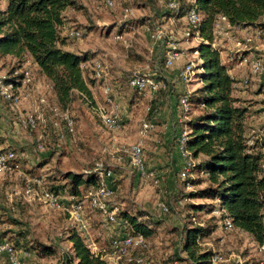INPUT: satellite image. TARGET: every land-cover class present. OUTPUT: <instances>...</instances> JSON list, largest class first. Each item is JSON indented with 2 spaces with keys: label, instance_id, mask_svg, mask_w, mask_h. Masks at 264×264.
<instances>
[{
  "label": "rangeland",
  "instance_id": "1",
  "mask_svg": "<svg viewBox=\"0 0 264 264\" xmlns=\"http://www.w3.org/2000/svg\"><path fill=\"white\" fill-rule=\"evenodd\" d=\"M77 1L80 7L66 12L67 23L63 35L69 36L67 43L72 49L79 52L89 51L95 58L103 59L109 75L103 80L94 79L93 102L77 98L72 103L70 114L75 121L74 133H68L64 118L51 111V106L61 110L63 108L52 92L51 82L39 74L31 58L28 57L22 69L31 70L33 79L29 86L17 91L23 97L21 102L12 104L0 93V149L16 152V159L12 162L14 165L0 169V238L15 244L23 264L58 263L59 256L70 249L68 230L78 225L67 211L49 206L45 193L53 185L52 176L59 170L83 171L91 169L97 162H102L104 167L113 169V176L109 180L114 188L111 206H118L121 211L124 208L131 210L133 206L148 214L150 221L156 225L154 234L146 239V247L131 250L126 257H142L152 264H189L183 259L184 253L181 251L180 227L190 219L185 210L186 204L204 201L197 198L179 201V198L205 186V183L191 186L187 181L178 179L176 170L170 169V176L162 174L153 165V160L157 147L164 146L162 139L157 142V138L161 136L157 128L161 124L160 118L170 115L167 104L170 94L163 85L167 86L171 78L176 76V67H181L187 60H195L198 55L192 49L195 45L192 48L187 46L190 43L197 44L198 41L186 37L185 32L190 26L167 9L165 0H113V7L107 6L104 0ZM178 2L182 4L181 0ZM6 4L7 0H0L2 8ZM125 7L134 8V15L129 19L124 17ZM139 19H143L144 24L134 25L133 22ZM129 21L132 24H127ZM124 23V28L131 29L124 32L123 41H116L114 36ZM155 28L162 32L159 39L150 36L149 31ZM74 30H79L81 34L74 36ZM244 37L239 29L223 25L221 33H217L214 38L215 45L221 50V59L226 61L238 54L239 47L235 41L244 43ZM173 47L183 55L172 67L166 68L165 56ZM242 53L262 60L264 65V35L258 38L253 36ZM233 59L228 63L234 62ZM17 64L12 56L0 60V78L10 76L12 68ZM90 65L91 61L87 65L89 70ZM235 68L237 82L241 83L245 75L249 77L246 87L241 89L244 95L239 101L250 107L246 116V132L249 137L256 136L264 120V89L258 91L260 84L264 82V67L258 75L251 74L248 65ZM142 73L155 74L162 85L160 89L156 92H138L124 79L125 76ZM196 83L192 80V86L185 88L184 93L192 94L200 86ZM120 85L121 89L118 88ZM106 86L110 87L115 104L118 105L120 129L108 127L103 118V115L113 110L106 101ZM41 98L46 100L48 106L40 102ZM148 107L152 108L151 114ZM196 112L194 108L190 117L197 114ZM30 116L36 120L35 126L29 124ZM145 118L152 120L156 130L149 131L143 138V167L145 171L153 172L158 179L157 183L152 177L140 174L126 153L117 151V148L129 147L138 140L141 120ZM254 140L258 144L262 143L264 132ZM32 170H35L36 177L30 175ZM60 190V197L65 205L72 203L73 199L67 191ZM160 204L167 205L168 211H162ZM211 217L216 225L209 237L202 240L203 247L220 255L224 262L264 261V249L259 250L258 244L247 233L235 228L225 231L213 213H199L195 220L205 224ZM86 219L92 239L105 249L118 236L115 233L125 231L124 222L117 224L106 220L105 215L89 202L86 203ZM119 219L124 221L120 214ZM20 231L24 237L18 235ZM105 231L111 235L107 236ZM33 240L55 246L59 253L55 256H40L26 249L24 244ZM0 264L8 263L3 259ZM120 264L128 263L122 260Z\"/></svg>",
  "mask_w": 264,
  "mask_h": 264
},
{
  "label": "trees",
  "instance_id": "2",
  "mask_svg": "<svg viewBox=\"0 0 264 264\" xmlns=\"http://www.w3.org/2000/svg\"><path fill=\"white\" fill-rule=\"evenodd\" d=\"M194 1L201 21L197 27H190L189 31L191 37L196 34L199 37L193 49L201 60L197 64L199 72L196 78L201 80V85L188 94L190 107L184 115L185 127L182 130L186 131L185 149L194 164L191 175L182 181L195 187L201 183H205V186L179 198V201L192 198L204 201L186 204L185 210L190 219L180 227V241L183 259L189 264H212L211 258L215 253L203 247L202 240L213 232L216 225L212 222L214 216L202 224L195 220L199 213H212L214 209L222 208L225 214L216 216L219 224L227 216L235 229L250 235L258 245L264 244V172L261 166L264 161V141L258 144L254 140L253 146L247 144L250 138L246 132L248 109L233 94L237 80L222 61L213 33L215 20L219 16L225 17L233 29L263 30L264 0ZM181 3L175 15L178 18H182L192 5L189 0H181ZM79 7L77 0H7L5 8L0 6V60L12 56L18 62L6 82L13 81L16 86L22 84V74L12 75L23 68L29 57L37 65L39 74L51 82L52 92L64 110L70 111L77 98L85 102L94 101L92 86L97 79L91 66L89 70L87 65L95 55L89 51L72 49L67 43L69 36L63 35L67 23L66 12ZM128 23L132 24L131 21ZM125 24L120 25L119 33L131 29L124 28ZM133 24L140 26L144 22L139 19ZM74 32V36H79ZM128 78L124 77L126 82ZM260 86L259 90L264 88V82ZM118 88L121 89V85ZM194 108L197 114L190 117ZM148 112L151 114V107H148ZM181 114H184L182 108ZM6 151L9 150L0 149V153ZM12 162L10 166L14 165ZM94 167L87 171L59 170L52 176L53 185L49 186L48 191L60 197V189H64L73 201L82 200L90 189L98 188L102 183ZM105 169L113 171L111 168ZM30 175L36 177L37 174L32 170ZM131 208H124L120 212L127 230L132 234H142L145 239L151 237L156 225L150 221L148 214L133 206ZM18 235L24 237L22 231ZM2 240L5 239L0 238ZM67 240L70 249L59 256L56 264H107L101 254L90 248L86 236L77 226L68 230ZM24 245L40 256H55L59 253L55 246L37 240ZM224 261L216 264H259L261 260L243 263Z\"/></svg>",
  "mask_w": 264,
  "mask_h": 264
},
{
  "label": "built area",
  "instance_id": "3",
  "mask_svg": "<svg viewBox=\"0 0 264 264\" xmlns=\"http://www.w3.org/2000/svg\"><path fill=\"white\" fill-rule=\"evenodd\" d=\"M98 1V0H93ZM105 4L109 7L114 6L113 0H104ZM189 2L192 4L184 14V16L181 18L188 26L190 27H197L201 21V14L197 10L194 0H189ZM165 6L168 10L173 11L174 15H177L180 4L178 0H165ZM134 15V8L132 7H125L124 8V17L125 18H131ZM226 25L228 27H231L225 17L219 16L215 20L214 24V30L213 33L216 36L217 33H221L222 26ZM241 32L244 33L246 40L244 43L236 40L235 44L239 47L238 48V54L236 53V61L237 65L239 66H246L248 65L249 71L253 75H258L263 70V61L250 55V54H243L242 50L246 48V45L248 42H250L253 38H258L260 35H264V29H255L253 31H249L248 28H241L239 29ZM150 36H152L155 39H159L162 36L161 30L159 28H155L151 31H149ZM75 35H80V31H75ZM185 35L187 38L196 39L199 40L198 35L191 37L189 29L185 32ZM253 35V36H252ZM114 39L116 41H123L124 40V33L116 32ZM197 53V51H195ZM183 55L182 52H178L175 50V47L172 48V51H168L165 56L164 60V67L170 68L174 64V62L179 59ZM200 57L199 55L195 56V60H187L185 64L179 68L177 71V79L184 83L188 84L191 80H194L197 78V74L199 72V69H197V64L200 63ZM91 68L94 71V77L97 80H103L109 75V70L106 65V62L103 59L94 58L91 61ZM22 74L21 82L22 84L20 86H16L15 82H6L7 78L10 76H2L0 78V93L3 96L5 100L12 104H18L22 100V95L17 92L20 88H24L25 86H29L32 82L33 76L32 72L29 69H21L16 70L14 72V75ZM249 77L248 75H245L241 79V83L243 85H246L248 83ZM128 84L131 88L137 90L138 92H156L160 89L162 86L160 81L156 79V75H147V74H133L128 78ZM104 93L106 96V101L108 104H111L113 107V110L109 114L103 115V118L107 124L108 127L113 129H120L121 128V122L118 116V105L115 104V100L111 94L110 87L106 86L104 88ZM189 92L184 93V95L180 96L178 102L179 105L182 108V112L184 115H186L189 111V103H188V95ZM41 103H44L46 106H48L46 100L44 98L40 99ZM51 111L56 116H62L66 123L67 132L74 133L75 131V121L72 118L70 111L68 109H59L58 107L51 106ZM29 124L31 126H35L36 120L33 116L29 117ZM154 127V123L152 120L149 119H142L141 124L138 130V140L131 144L129 147H123V148H117L118 152L126 153L129 157L130 162L136 166L140 172L145 177H152L157 183L158 179L154 176L153 172H147L145 171L143 167V155H142V149H143V138L147 136L149 131ZM264 132V120L259 128L258 134L250 136V138L247 140V144L249 146L253 145L254 139L260 137V135ZM185 140H186V131H182L177 136V151L180 155V158L182 160L181 168L178 172V178L180 180H186L191 175V168L194 164V161L192 160L189 152L185 149ZM40 149H43L42 145H39ZM16 158V153L13 150H9L6 152L0 153V169H7L10 166V162H12ZM262 169L264 172V161L262 162ZM94 171H97L102 178V183L98 188L90 189L85 197L82 200L73 201L72 203L65 205L61 201V198L55 195L53 192L47 191L45 193L46 200L50 207L54 209L64 210L67 211L72 219L76 222L78 225V229L86 236V239L88 241V244L90 248L95 252L102 255V258H104L107 261V264H117L122 262V260L126 261V263H133V264H152L150 262H146L142 257H134L133 259L130 257H126L128 253L131 250L134 249H143L146 247V239L142 234H132L127 230V225L124 221L119 219V214L121 212L120 208L118 206H111L110 200L114 194V188L111 187L109 184V179L113 176V171L109 169H105L104 164L102 162H97ZM89 202V204L97 209L101 214L105 215L106 220L117 223V224H123L124 222V233L122 235L117 236L113 238L109 244L108 249L101 250L97 249L95 245L90 241L89 242V224L86 219V203ZM160 207L162 211H167V206L165 204H160ZM215 216L220 217L222 214H225L224 210L222 208H216L214 211H212ZM222 228L225 231H231L234 229L232 220L224 216L222 218V221L220 222ZM259 250L264 249V244L258 245ZM5 259L8 264H23L21 261V258L19 256V253L16 249V247L7 240L0 241V262L1 260ZM222 258L218 254H214L211 258L212 264H216L218 261H221ZM259 264H264V261L261 260Z\"/></svg>",
  "mask_w": 264,
  "mask_h": 264
},
{
  "label": "crops",
  "instance_id": "4",
  "mask_svg": "<svg viewBox=\"0 0 264 264\" xmlns=\"http://www.w3.org/2000/svg\"><path fill=\"white\" fill-rule=\"evenodd\" d=\"M262 21L264 22V16L262 18ZM193 45H196V44L190 43L189 46L187 47L192 48ZM235 57H236V54L234 56L229 57L226 61L224 60L222 61L226 63L227 66L229 67V73L235 79H237L238 76L237 77L235 76L237 74V69L235 67H239V66L235 63L236 61H234L233 59ZM231 59H233L232 61L234 62L228 63V61ZM33 64L37 66L34 62ZM179 68L181 67H176L175 73H177ZM171 79H172L171 82H169L167 86L163 85L164 86L163 88L166 87V92L170 94L167 100L168 111L170 112V115L164 116V118L161 117L160 118L161 124L157 126V128H159V131L161 133L160 138H157V142H159V140L162 139L164 146L163 148L157 147V150L155 151L156 155L154 156V160H153L154 161L153 165L158 167V171L161 172L162 174H168L169 176L171 175V170L179 171L181 168V165H180L181 159L177 151L176 141H177V136L182 131L181 128L185 127L184 125L185 117L181 114V106L177 103V99L184 93L185 88H188L190 85L192 86V84H190L192 80L188 84H184L177 79V74L176 76H173ZM193 81L197 82L196 85H201V80L199 81V79H194ZM243 87H246V85L243 86L239 81L236 82L233 94L238 99H240L242 95H244V92L241 91ZM262 89L264 88L262 87ZM258 91L260 92V90ZM239 103L245 106L241 101H239ZM248 108L250 107H247V109ZM153 130H156V126H154ZM247 136H249V134H247ZM87 170L88 169H84L83 171H87ZM105 234L107 236L111 235L110 232L108 231H105ZM115 234L118 236L122 235L121 232L119 233L117 232ZM89 240L95 245L97 249H100L101 247L102 248L101 250H105L104 246H101V245L99 246V244H97V242H95L92 239L91 235L89 236Z\"/></svg>",
  "mask_w": 264,
  "mask_h": 264
}]
</instances>
